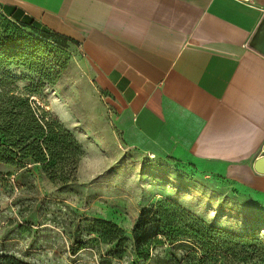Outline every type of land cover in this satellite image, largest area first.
I'll return each mask as SVG.
<instances>
[{"label":"rangeland","instance_id":"1","mask_svg":"<svg viewBox=\"0 0 264 264\" xmlns=\"http://www.w3.org/2000/svg\"><path fill=\"white\" fill-rule=\"evenodd\" d=\"M81 59L68 38L40 35L0 10V256L26 264H132L103 262L86 244L96 222L141 241L151 257H165V234L196 236L204 228L264 250L263 196L130 146ZM46 124L57 135L48 168L37 149ZM156 235L162 244L155 251Z\"/></svg>","mask_w":264,"mask_h":264},{"label":"crops","instance_id":"2","mask_svg":"<svg viewBox=\"0 0 264 264\" xmlns=\"http://www.w3.org/2000/svg\"><path fill=\"white\" fill-rule=\"evenodd\" d=\"M71 40L127 143L264 198V0H0Z\"/></svg>","mask_w":264,"mask_h":264},{"label":"trees","instance_id":"3","mask_svg":"<svg viewBox=\"0 0 264 264\" xmlns=\"http://www.w3.org/2000/svg\"><path fill=\"white\" fill-rule=\"evenodd\" d=\"M1 10V8H0ZM2 12V10H1ZM3 14V12H2ZM12 23L28 26L40 35H53L41 32L28 20H10ZM58 36V35H53ZM44 133L43 141L37 142L40 162H47L44 168L50 167L48 157L54 158L56 136L50 126L46 124L40 128ZM66 144V140H64ZM27 151V150H25ZM8 153H11L7 150ZM13 155V154H11ZM13 163V162H12ZM88 235V243L96 247L97 253L104 262L105 259L119 261H132V264H264V250H259L251 241L239 238L223 231L204 228L196 236H189L181 230H173L163 236L167 243L165 257L156 255L151 257L149 253L141 248V241L129 240L125 233L109 223L96 222L91 226ZM83 233L79 234L77 244L84 247ZM160 238V237H159ZM155 251L162 242L155 236ZM102 244L103 248L97 247ZM178 248H183V255L178 258L174 253ZM135 257L134 260H132ZM129 259V260H128ZM0 264H26L15 258L0 256Z\"/></svg>","mask_w":264,"mask_h":264},{"label":"water","instance_id":"4","mask_svg":"<svg viewBox=\"0 0 264 264\" xmlns=\"http://www.w3.org/2000/svg\"><path fill=\"white\" fill-rule=\"evenodd\" d=\"M250 45L255 51L264 57V19ZM254 170L257 174L264 175V157L255 162Z\"/></svg>","mask_w":264,"mask_h":264},{"label":"built area","instance_id":"5","mask_svg":"<svg viewBox=\"0 0 264 264\" xmlns=\"http://www.w3.org/2000/svg\"><path fill=\"white\" fill-rule=\"evenodd\" d=\"M242 2H247V0H242Z\"/></svg>","mask_w":264,"mask_h":264}]
</instances>
